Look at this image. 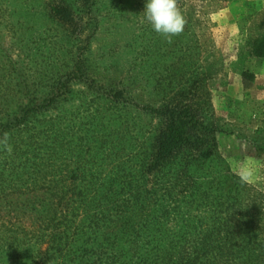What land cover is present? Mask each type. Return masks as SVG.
<instances>
[{
  "label": "rangeland",
  "instance_id": "obj_1",
  "mask_svg": "<svg viewBox=\"0 0 264 264\" xmlns=\"http://www.w3.org/2000/svg\"><path fill=\"white\" fill-rule=\"evenodd\" d=\"M57 1L62 0H0V119L29 117L3 132L0 171L15 151L21 157L34 152L47 133L65 138L63 149L100 131L147 138L167 118L145 109L179 108L186 111L180 123L192 142L199 133H214L231 171L264 193V54L256 55L264 52V0H176L184 26L173 36L153 31L144 18L146 0H66L74 8L70 23L52 13ZM172 43L174 58L162 71L160 59L171 57V48L161 45ZM31 103L43 108L28 115ZM50 152L59 150L44 147L38 161ZM19 160L16 167L24 162ZM24 198L12 196L19 210L0 214V225L12 220L13 210L19 214L11 231L4 228L0 264H30L34 235L50 221L49 206ZM53 223L57 232L74 234L66 213ZM104 231L121 230L110 221L88 245L110 255L115 234L104 240ZM86 239L76 235L70 248ZM132 239H121L122 262L144 264L146 252Z\"/></svg>",
  "mask_w": 264,
  "mask_h": 264
},
{
  "label": "trees",
  "instance_id": "obj_2",
  "mask_svg": "<svg viewBox=\"0 0 264 264\" xmlns=\"http://www.w3.org/2000/svg\"><path fill=\"white\" fill-rule=\"evenodd\" d=\"M53 4L58 19L72 22L74 8L66 0ZM167 45L161 46L171 48V57L162 55V71L174 58V44ZM29 107L28 115L43 108L37 103ZM145 110L167 118L166 126L147 138L100 131L85 133L63 149L65 138L47 133L34 152H22L23 158L17 151L10 155L0 171V214L9 207L19 210L10 199L19 193L26 201L49 206L51 218L34 235L36 251L30 264H123L120 243L128 234L135 247L146 252L141 254L144 264H264V193L231 171L218 153L214 133H199V141L192 142L180 123L185 109ZM28 118L11 123L0 119V140L8 127ZM44 147L59 153L50 152L38 161ZM18 159L24 161L21 167H16ZM6 190L11 193L2 194ZM13 212V218H19ZM59 213H66L73 235L54 229ZM13 218L0 225V244L7 243L4 228L11 231ZM110 221H117L121 231L103 232L104 240L115 234L108 255L88 244ZM136 226L138 231H131ZM81 234L87 235L85 245L70 248Z\"/></svg>",
  "mask_w": 264,
  "mask_h": 264
},
{
  "label": "clouds",
  "instance_id": "obj_3",
  "mask_svg": "<svg viewBox=\"0 0 264 264\" xmlns=\"http://www.w3.org/2000/svg\"><path fill=\"white\" fill-rule=\"evenodd\" d=\"M143 13L153 31L164 36L176 35L184 26L176 0H146Z\"/></svg>",
  "mask_w": 264,
  "mask_h": 264
}]
</instances>
